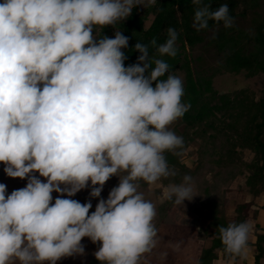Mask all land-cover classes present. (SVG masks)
<instances>
[{
	"label": "clouds",
	"instance_id": "9594fccd",
	"mask_svg": "<svg viewBox=\"0 0 264 264\" xmlns=\"http://www.w3.org/2000/svg\"><path fill=\"white\" fill-rule=\"evenodd\" d=\"M155 3L0 0V163L8 177L27 179L7 195L0 183V264L83 256L85 237L99 243L94 255L101 264H140L156 247V208L139 181L174 177L165 153L184 148L170 126L190 105L182 103L183 81L163 59L177 55L178 33L168 28L165 42L150 41L153 56L137 42L140 55L127 67L128 37L119 30L114 38L93 35L134 7ZM192 3L196 31L210 22L233 26L228 4L213 10L203 0ZM112 176L118 185L100 198ZM86 188L100 198L91 214V200L71 199ZM163 195L183 206L195 196L193 178L169 183ZM250 229L247 221L220 226L224 252L245 256Z\"/></svg>",
	"mask_w": 264,
	"mask_h": 264
},
{
	"label": "trees",
	"instance_id": "16d2710c",
	"mask_svg": "<svg viewBox=\"0 0 264 264\" xmlns=\"http://www.w3.org/2000/svg\"><path fill=\"white\" fill-rule=\"evenodd\" d=\"M211 3L212 9L221 4H228L229 14L235 20L237 16H244L251 11L253 33L236 28H224L222 22L217 25L210 22L207 30L219 27L210 37L207 44H212L221 58L218 67L207 74L204 69H193L192 62L186 49L193 48L203 41L202 33L207 30L196 31L192 26L195 6L192 0H156L154 6L147 7L143 13L138 12V6L125 22L118 25H109L102 30L96 28L93 34L114 38L112 29L118 26L119 31L128 37V47L122 49L127 59L125 67L137 62L140 55L135 50V44L140 42L149 45V55H155V49L150 41L157 40L163 43L167 37V29L173 28L178 33L176 43L177 55L163 57L169 64V72L173 75L177 71L184 74V96L182 103L190 105L188 111L175 121L171 130L183 137L184 148L180 155L166 152L165 157L169 167L176 175L159 182L163 187L169 183H180L184 175L193 178V198L185 200L182 208H187L197 218L204 211L208 220L204 229L212 230L210 245L202 249L196 264H213L215 260L231 264H245L241 256H229L223 250L219 236V227L227 226L231 222L247 221L254 223V239L248 238V245L255 247L253 254L254 264H264V226L256 222L259 214L253 201L241 202L235 206V216L228 219L225 214L226 189L225 186L237 176H243L245 187L253 197L264 194V12L258 13V8L264 0H203ZM243 6L241 11L239 7ZM264 8V7H263ZM151 22L145 25L148 17ZM159 58V57H158ZM244 72L246 78L260 79V87L256 90L243 87L231 92H218L213 86V78L218 73L238 74ZM166 78V77H164ZM197 144L195 151V167H188L181 159L191 144ZM245 152L251 157L245 159ZM119 179L112 176L111 179ZM140 191L147 200L162 195V189L148 190L147 183L139 181ZM90 188L82 195L84 202L91 200L92 208L89 214L95 211L96 204L103 198L106 186H103L100 198L89 196ZM176 206L172 201L164 199L156 205L154 225L173 222L168 214L171 207ZM250 236V232H249ZM87 264H101L93 253L88 255Z\"/></svg>",
	"mask_w": 264,
	"mask_h": 264
},
{
	"label": "rangeland",
	"instance_id": "374dc122",
	"mask_svg": "<svg viewBox=\"0 0 264 264\" xmlns=\"http://www.w3.org/2000/svg\"><path fill=\"white\" fill-rule=\"evenodd\" d=\"M264 4L260 6L257 10L258 13L262 14L264 12ZM147 7H142L138 5V12L143 13V11ZM243 6H240L238 11H241ZM251 11L248 9L244 16H237L234 20V26L239 29L247 30L248 33H253V23H252ZM152 15L148 17L145 25L148 26L151 22ZM123 21H118L115 25H118ZM219 27H214L213 29L207 30L202 33L203 41L201 43L196 44L193 48L186 49V53L191 59L192 68L193 69H204L207 74H210L213 69L218 67L221 53L216 50V48L212 44H207L210 40V37L215 32V30ZM119 30L118 26H115L112 29L111 34H115V32ZM94 36L96 34H93ZM176 76L184 79V74L181 71H177L175 73ZM213 86L214 88L220 92H231L239 88L250 87L254 90L260 87V79L258 77L255 78H246L244 76V72H240L238 74L233 73H218L213 78ZM172 126V125H171ZM170 126V127H171ZM197 148V144H191L187 147L186 152L181 158L183 162L190 168L195 167V151ZM251 154L249 152H245V159H249ZM5 165L0 163V183L6 185V195L11 194L13 190L21 189L26 186L27 179L20 178H11L8 177L4 172ZM38 176L39 174L36 173ZM42 181H44L43 177H40ZM244 177L237 176L235 179L230 181L226 189V204H225V214L226 217L230 220L235 216V206L241 202L253 201L254 207H257L259 210V216L256 220L260 225L264 226V194H261L258 197H253L248 194L245 184ZM46 182V181H45ZM119 183V179H109L106 183V192L103 199H107L109 192ZM63 187V186H62ZM161 188L162 195L154 196L151 194L152 199L150 200L156 207L159 203L163 202L165 197L163 195L164 188L159 181L155 184L148 185V190L152 191L153 189ZM87 191L83 189L79 191L75 196L71 197V199H75L80 203H85L82 195ZM53 203L55 198L58 196L57 193L53 192ZM63 198H68L64 196ZM206 211L197 218L196 224L195 215L190 212L187 208H182L179 206L171 207L168 214L172 218L173 222L164 223L157 228V237L158 243L156 247L152 250V252L145 254L141 258L140 264H196L197 260L201 254L203 248L208 247L210 245L211 232L212 230H207L205 232V228L207 226L208 220L205 217ZM254 223L249 222L251 225L250 236L249 239H254ZM179 243V250H174L173 245ZM81 244L84 246L85 254L83 256H71V257H63L57 261V264H87L90 253H95V251L100 246L99 243H92L91 240L87 237L83 238ZM249 249L246 253L248 256H251L255 252V247L251 244L247 246ZM245 264L249 262H253L254 260H244ZM248 261V262H247ZM232 261L224 262L221 260H215L213 264H231ZM237 264H241L239 261ZM252 264V263H250Z\"/></svg>",
	"mask_w": 264,
	"mask_h": 264
},
{
	"label": "crops",
	"instance_id": "0c3cea01",
	"mask_svg": "<svg viewBox=\"0 0 264 264\" xmlns=\"http://www.w3.org/2000/svg\"><path fill=\"white\" fill-rule=\"evenodd\" d=\"M261 226H262V225H261ZM248 250H249V249H246V252H247ZM241 259H244V260H253V255L248 256L247 253H246V255L243 256V257H241ZM247 262H248V261H247ZM250 263L254 264L253 262H249L248 264H250Z\"/></svg>",
	"mask_w": 264,
	"mask_h": 264
}]
</instances>
